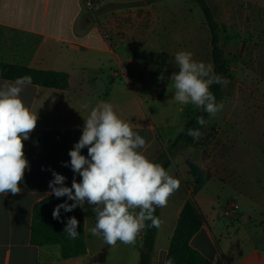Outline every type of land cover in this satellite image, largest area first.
I'll return each instance as SVG.
<instances>
[{
	"label": "crops",
	"instance_id": "obj_1",
	"mask_svg": "<svg viewBox=\"0 0 264 264\" xmlns=\"http://www.w3.org/2000/svg\"><path fill=\"white\" fill-rule=\"evenodd\" d=\"M92 1L0 0V62L64 72L70 80L66 89L31 84L20 94L38 112V122L24 141L29 171L20 184L22 191L0 195V264H139L142 233L134 245L108 246L88 231L95 216L87 202L82 207L84 255L66 258L59 244H32L33 208L50 196L51 170L65 176L68 187L74 176L81 180L63 164L70 162L68 153L80 139L83 117L91 107L100 101L111 103L146 139L148 146L141 151L154 161L197 109L173 99L171 77L167 85L154 80L178 71V51H190L194 60L213 65L209 27L191 0ZM209 2L223 27L222 45L232 73L264 80V0ZM110 3L136 4L107 9ZM136 76L144 79L137 81ZM232 114L214 123L216 138L230 125ZM211 151L208 146L187 148L168 169L180 187L161 208L152 264H164L181 212L192 197L187 160L212 172L195 196L205 223L191 246L214 264H264L263 164L250 158L247 166L255 173L245 179L239 159L214 157ZM81 154L87 156V148ZM233 204L239 209L232 211Z\"/></svg>",
	"mask_w": 264,
	"mask_h": 264
},
{
	"label": "clouds",
	"instance_id": "obj_2",
	"mask_svg": "<svg viewBox=\"0 0 264 264\" xmlns=\"http://www.w3.org/2000/svg\"><path fill=\"white\" fill-rule=\"evenodd\" d=\"M175 63L178 71L171 74L173 99L182 105L192 104L209 117L222 111L224 104L217 102L210 86H227L229 81L216 74L211 63L194 60L190 51H178ZM31 84L29 75L0 82V195L19 194L20 184L29 171L24 141L37 126L38 112H33L20 94ZM83 119L82 135L68 153L70 162L63 164L70 166L81 180L78 182L74 176L68 187L66 177L51 170L54 179L49 182L48 194L73 201L56 205L53 219H60L61 209L71 212L87 202L95 216V225L88 229L90 234L101 237L110 247L118 242L134 245L147 227H160L161 221L154 214L156 208L167 206L178 191L180 180L141 151L148 146L146 139L117 114L111 103L98 102ZM196 121L201 126L207 124L202 115ZM186 134L194 140L202 135L199 129L191 128ZM84 148L87 156L81 154ZM78 224L74 216L68 218L64 233L69 239L78 238ZM164 264L174 261L169 258Z\"/></svg>",
	"mask_w": 264,
	"mask_h": 264
},
{
	"label": "trees",
	"instance_id": "obj_3",
	"mask_svg": "<svg viewBox=\"0 0 264 264\" xmlns=\"http://www.w3.org/2000/svg\"><path fill=\"white\" fill-rule=\"evenodd\" d=\"M157 0H148L154 2ZM196 4L204 14L206 23L210 30L211 54L215 73L228 80L231 74V66L228 59L225 58L222 39L223 27L216 20L214 8L209 0H191ZM92 2H98L93 0ZM136 3L124 4H106L107 9H115L117 7H130ZM29 75L32 77V84L40 85L49 88L66 89L69 86V75L64 72H51L25 68L20 66L9 65L0 62V78L15 80L16 78ZM168 81H164L163 85H167ZM226 86L214 84L210 86V91L216 97L217 102H223V95ZM204 116L206 121L210 118L209 115L201 109L193 110L184 125L181 128L185 132H179L178 135L169 141L162 154L154 160L160 163L167 171L173 164L177 155L187 148L204 147L216 135V128L203 139L194 140L186 134L187 129H199L202 133L205 126L197 123V116ZM188 174L192 177V182H188L192 189V197L186 202L172 239L170 249L167 254V259L171 258L174 264H214L212 261L204 257L199 251L191 246V240L196 233L202 228L205 223V217L198 207L195 196L212 178V172L207 168H202L190 160L186 161ZM67 201V197L57 198L50 195L38 202L33 208L32 228H31V243L34 245L59 244L62 249L63 256L66 258L84 255L87 252L85 222L82 207H77L71 212H65L61 209L60 219H53L52 213L56 205ZM161 221V207H157L155 211ZM75 217L79 224L77 230L79 236L75 240L69 239L64 229L68 218ZM150 225L151 222L147 221ZM159 228L147 227L142 232L140 246V261L139 264H152L154 249Z\"/></svg>",
	"mask_w": 264,
	"mask_h": 264
},
{
	"label": "rangeland",
	"instance_id": "obj_4",
	"mask_svg": "<svg viewBox=\"0 0 264 264\" xmlns=\"http://www.w3.org/2000/svg\"><path fill=\"white\" fill-rule=\"evenodd\" d=\"M230 66L229 83L225 87L223 95V104L225 105L223 112L208 119L200 139H203L213 128H216L214 123L219 124L224 116L233 112L230 125H227L223 133H220L221 135L211 139L210 143L208 142L209 144L207 143L204 147L208 146L209 151L212 148L213 151L210 154H214V157L229 156L233 159H239L240 163L244 164L240 165V171L243 178L246 179L255 173L254 168L247 166L250 164V158L254 157L255 160H259L263 164L262 167L264 166V80L254 75L238 77L232 73L231 62ZM171 74L172 72H166L154 81H160L163 84L164 81L170 80ZM135 79L141 81L144 78L136 76ZM262 167H260V172L264 173ZM189 182H192L190 175Z\"/></svg>",
	"mask_w": 264,
	"mask_h": 264
},
{
	"label": "built area",
	"instance_id": "obj_5",
	"mask_svg": "<svg viewBox=\"0 0 264 264\" xmlns=\"http://www.w3.org/2000/svg\"><path fill=\"white\" fill-rule=\"evenodd\" d=\"M238 209H239V207H238L237 204H233V205H232V211H236V210H238Z\"/></svg>",
	"mask_w": 264,
	"mask_h": 264
}]
</instances>
